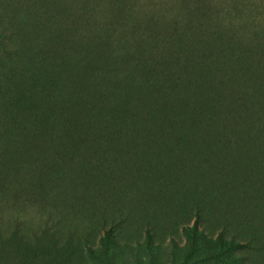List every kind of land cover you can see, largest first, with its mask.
I'll return each mask as SVG.
<instances>
[{"label":"trees","instance_id":"1","mask_svg":"<svg viewBox=\"0 0 264 264\" xmlns=\"http://www.w3.org/2000/svg\"><path fill=\"white\" fill-rule=\"evenodd\" d=\"M0 51V264H60L74 242L112 262L179 227L264 264L251 0H8Z\"/></svg>","mask_w":264,"mask_h":264},{"label":"rangeland","instance_id":"2","mask_svg":"<svg viewBox=\"0 0 264 264\" xmlns=\"http://www.w3.org/2000/svg\"><path fill=\"white\" fill-rule=\"evenodd\" d=\"M258 11H264V0H251ZM8 0H0V8L4 7ZM2 52L0 51V60ZM264 128V126H263ZM249 168V166L247 165ZM259 167V166H258ZM156 201L164 204L165 199L157 196ZM0 207V230L7 231L10 224L8 212ZM31 214L34 212L31 211ZM192 217L189 226L192 227ZM199 229H203L200 224ZM103 232L98 231L94 235V246L99 248V239ZM119 253L112 262L102 261L90 257L82 244L74 242L70 251H65V258L60 264H240L239 251H227L226 245H220L215 236L205 238L202 241L192 243L183 234L182 228H177L172 233L152 234L146 236L145 230L135 235L128 248L120 244L113 246ZM241 255V253H240Z\"/></svg>","mask_w":264,"mask_h":264}]
</instances>
